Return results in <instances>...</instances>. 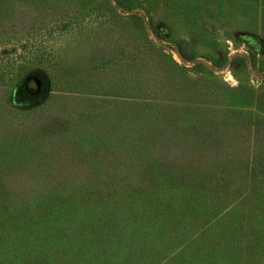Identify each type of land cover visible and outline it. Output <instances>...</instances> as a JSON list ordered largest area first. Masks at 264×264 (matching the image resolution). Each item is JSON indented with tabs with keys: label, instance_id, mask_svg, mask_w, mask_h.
<instances>
[{
	"label": "trees",
	"instance_id": "obj_1",
	"mask_svg": "<svg viewBox=\"0 0 264 264\" xmlns=\"http://www.w3.org/2000/svg\"><path fill=\"white\" fill-rule=\"evenodd\" d=\"M7 1L0 0V12ZM87 15L79 11L67 16L19 47L0 32V43H11L0 47V264H102L110 258L127 263L136 256L130 243L116 244L100 226L124 212L138 224L128 234L140 232L149 239L168 223L189 236L182 250L175 248L157 264H264V161L258 159L257 147L249 177L230 175L232 184L221 178L223 173H205L197 160L184 154L194 124L177 118L172 126L163 122L175 100L173 81L169 87L161 81L146 89L139 82L133 96H116L115 105L102 112L99 131L93 129L94 112L97 117L101 107L94 112L86 108L85 117L78 81L88 66L101 72L108 68V54L115 47L110 49L103 39L92 44L83 31L92 20ZM116 40L115 64L135 51L126 39ZM182 44L178 52L190 59ZM95 50L104 53L99 63L91 61ZM27 71L48 74L50 85L38 77L47 104L14 103L20 73ZM91 140L99 141L90 149L99 159L87 153L80 158ZM116 163L125 165L129 180L126 172L115 173ZM120 177L125 182L117 181ZM125 188L133 199L120 210ZM133 205H140L139 210ZM100 238L107 245L103 250ZM170 248L174 245L163 247ZM147 257H153L152 263L157 260L151 249Z\"/></svg>",
	"mask_w": 264,
	"mask_h": 264
},
{
	"label": "rangeland",
	"instance_id": "obj_2",
	"mask_svg": "<svg viewBox=\"0 0 264 264\" xmlns=\"http://www.w3.org/2000/svg\"><path fill=\"white\" fill-rule=\"evenodd\" d=\"M2 6L0 32H4L3 39H11L18 47L40 29L45 35L52 25L76 12L86 11V17L95 19L83 30L86 36L92 44L97 45L103 39L110 49H115L108 54V68L101 72L88 66L86 75L78 81L79 95L83 97L80 105L85 107L81 112L85 117L86 108L94 112L101 107L97 117L94 112L93 129L99 127V131L101 119L102 122L105 119L102 112L115 105L116 96L122 95L121 99L123 95L133 96L139 82L146 89L158 86L161 81L169 87L173 81L177 84L173 92L175 100L172 106H167L163 122L172 126L171 121L177 118L182 124H194L184 154L197 160L205 173L218 177L223 173L221 178L232 184L235 183L230 175L249 177L253 172L251 161H256L253 146L257 147L258 159L264 161V0H8ZM118 37L126 39L135 51L115 64ZM179 42L190 53V59L178 52ZM9 44L2 42L0 47H10ZM103 54L95 50L91 61L101 62ZM22 74L14 103L23 107L47 104L48 100L42 99L44 83L38 77L47 78L50 85L48 74L40 72V76L33 71H27L26 76ZM188 115L193 118L187 120ZM164 134L174 137L169 132ZM98 143L91 140L80 158L84 159L87 153L92 160L99 159L98 154L90 152ZM189 146L192 153L187 151ZM209 150L213 153L206 155ZM234 155L235 158H230ZM115 173L124 174L129 180L124 164L116 163ZM120 179L126 180L120 177L117 181ZM226 192L228 189L224 188L223 195ZM129 195L130 190L125 188L120 195L125 198L120 210H126V201L133 199ZM133 206L139 210L140 205ZM125 219L124 212L112 223L102 222L100 226L109 230L107 238L116 244L130 243L135 259L126 263L110 258L101 261L102 264H157L175 248L182 250L190 239L181 228L168 223L149 239L140 232L128 234L138 224L132 221L134 218ZM102 235L106 238L107 233ZM184 237L186 240H182ZM99 240L103 250L107 245L104 239ZM173 245L172 249H163ZM150 249L157 259L154 263L149 262L153 257L150 260L147 257ZM111 254L117 252L113 250Z\"/></svg>",
	"mask_w": 264,
	"mask_h": 264
}]
</instances>
